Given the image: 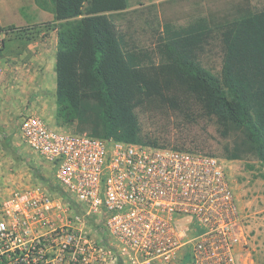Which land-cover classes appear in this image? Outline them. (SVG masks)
Segmentation results:
<instances>
[{"label": "built area", "instance_id": "built-area-1", "mask_svg": "<svg viewBox=\"0 0 264 264\" xmlns=\"http://www.w3.org/2000/svg\"><path fill=\"white\" fill-rule=\"evenodd\" d=\"M56 186L0 184V264H257L228 163L23 118Z\"/></svg>", "mask_w": 264, "mask_h": 264}, {"label": "trees", "instance_id": "trees-1", "mask_svg": "<svg viewBox=\"0 0 264 264\" xmlns=\"http://www.w3.org/2000/svg\"><path fill=\"white\" fill-rule=\"evenodd\" d=\"M35 1L53 11L60 24L53 28L58 30L56 115L62 125L77 123L79 134L89 130L103 139L167 148L175 138L146 132L141 111L167 109L190 123L204 116L227 133L241 132L247 151L264 164V11L254 13L251 0H214L210 8L209 20L223 43L221 77L199 60L204 30L177 35L165 46V63L143 67L126 50L110 17L127 10L128 0ZM174 3L161 4L162 14ZM165 21L168 27L171 21ZM33 30H19L26 46ZM12 47V41L3 40L0 56ZM175 141L180 143L176 149L204 147L192 134L180 133Z\"/></svg>", "mask_w": 264, "mask_h": 264}, {"label": "rangeland", "instance_id": "rangeland-1", "mask_svg": "<svg viewBox=\"0 0 264 264\" xmlns=\"http://www.w3.org/2000/svg\"><path fill=\"white\" fill-rule=\"evenodd\" d=\"M166 2L175 3L166 6L163 15L160 6ZM251 4L254 13L264 11V0H251ZM213 5L214 0H128L127 10L110 17L126 50L143 67L165 63V46L177 35L204 30L207 37L203 52H198L199 60L213 75L221 77L224 51L221 35L209 20ZM165 20L171 21L168 27ZM0 23L5 29L0 33V48L3 40L13 42L9 53L0 56V184L54 188L56 167L25 144L20 128L24 117L37 115L53 128L80 131L77 123L62 125L56 115L58 30L53 27L60 24L53 11L42 10L35 0H0ZM22 28H34L33 41L28 46L19 31ZM140 120L146 132L167 133L175 139L180 133L197 136L204 147L194 151L231 161L230 174L253 257L257 264H264V164L247 151L241 132L232 128L227 133L215 119L204 116L196 122H186L167 109L141 111ZM85 134L90 135L91 131ZM175 139L167 148L180 144ZM236 154L238 159H228Z\"/></svg>", "mask_w": 264, "mask_h": 264}]
</instances>
